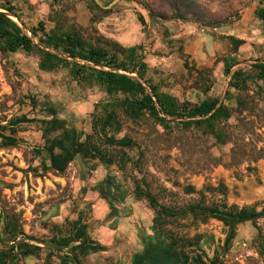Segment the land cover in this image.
I'll list each match as a JSON object with an SVG mask.
<instances>
[{
  "label": "rangeland",
  "instance_id": "obj_1",
  "mask_svg": "<svg viewBox=\"0 0 264 264\" xmlns=\"http://www.w3.org/2000/svg\"><path fill=\"white\" fill-rule=\"evenodd\" d=\"M194 2L178 19L169 0H0L33 36L0 50V264H264V0ZM90 48L116 67L58 55ZM138 63L147 87L115 72ZM100 72L139 82L165 122L129 117L140 89L108 93ZM64 131L86 156L59 172Z\"/></svg>",
  "mask_w": 264,
  "mask_h": 264
},
{
  "label": "trees",
  "instance_id": "obj_2",
  "mask_svg": "<svg viewBox=\"0 0 264 264\" xmlns=\"http://www.w3.org/2000/svg\"><path fill=\"white\" fill-rule=\"evenodd\" d=\"M170 6L172 9L177 13L178 19H186L188 16L193 15L189 13L188 11H192L193 7H197L194 0H169ZM12 12V10H8ZM13 13V12H12ZM5 23V26L2 24ZM7 23V24H6ZM0 28H13L11 31L0 29V41L2 42V46L0 50H7V51H16L19 48L23 49H29L32 45L31 41L28 39L26 35L23 34L21 28L14 22L10 21L8 18H6L3 14L0 13ZM33 34L36 36L37 34L33 31ZM43 41V40H42ZM42 44L46 47H52L53 46V40L47 38V41H43ZM72 57H75L78 55V58L87 60L90 62H93L94 64L100 65V64H106L105 66L109 67H116L115 63L111 57H109L104 50L98 49V48H90L86 54H79L75 52H69ZM60 59L54 56H51V59ZM62 61V60H61ZM65 63H68L64 61ZM146 67L145 63H138V67L135 68V70L130 71L132 73L138 72L139 75L142 77L144 76V69ZM258 68L262 69V71L259 73V78L264 79V65L259 64L257 66ZM138 69V70H137ZM230 66H226L225 72L229 73ZM104 79L105 81H102L107 84V92L113 93L118 88L116 86L122 85L124 89L127 91H132L134 88H139L143 97L141 100H134L131 102H125V105H122L124 108H126V114L129 117L136 118L139 116L142 112H147L150 115H153L155 117L159 118V113L156 110L155 104L151 96L146 92L145 88L138 82H134L133 80H130L129 78H126L124 76H117L115 74L110 73H99V79ZM161 104L162 111L166 114H169L168 109L166 108L165 104L161 99L158 100ZM216 108V103L214 104H204L203 106L195 109L192 111L193 115L197 116H206L211 114ZM223 105H221L212 115L209 116V119L217 117L220 111H222ZM161 122H165V120L159 118ZM46 124H49V128H47V132L54 133L60 129L61 122L59 120L54 121H46L44 122ZM110 126V125H109ZM115 129L117 131L120 130L119 126H115ZM78 132H69L64 131L62 132V135L59 137H56L51 140L49 145L47 146V150L51 155V165L53 169L63 172L67 165L72 162L77 156L84 157L86 154L83 153L84 143L81 139H79ZM92 137V136H87ZM110 142H113L110 140ZM125 142V141H124ZM128 143L125 142V145L122 143V146H126ZM121 145V144H120ZM93 151V150H91ZM96 151V150H95ZM98 153V151L95 152ZM233 228V227H231ZM230 238L234 237V233L231 230L229 234ZM91 250L93 248H90ZM32 253V252H29ZM28 253V254H29ZM7 256L5 257L4 261H6ZM11 260V259H10ZM2 262V264L4 263Z\"/></svg>",
  "mask_w": 264,
  "mask_h": 264
},
{
  "label": "bare ground",
  "instance_id": "obj_3",
  "mask_svg": "<svg viewBox=\"0 0 264 264\" xmlns=\"http://www.w3.org/2000/svg\"><path fill=\"white\" fill-rule=\"evenodd\" d=\"M0 13L6 15L9 19H11V20H12L13 22H15L16 24L21 25V26L24 28V31H25L29 36H31V39L33 38L32 34H31V33L25 28L24 24H23L18 18H16L15 16H13L12 13H9V12H7V11H5V10H2V9H0ZM26 33H25V34H26ZM58 55H60V56H62V57H64V58H67V59H69V60H72V61H74V62H79V63H84V62H86L85 60L80 59V58H76V57H72V56H66V55H63V54H58ZM88 64L91 65V66H95L96 68L101 69V70H108V68L103 67V66L95 65V64H93V63H88ZM117 72H118L119 74L126 75V76H128V77H132V78H135V79H138L139 81H141L135 73L127 72V71H116V73H117ZM141 82H142V81H141Z\"/></svg>",
  "mask_w": 264,
  "mask_h": 264
},
{
  "label": "water",
  "instance_id": "obj_4",
  "mask_svg": "<svg viewBox=\"0 0 264 264\" xmlns=\"http://www.w3.org/2000/svg\"><path fill=\"white\" fill-rule=\"evenodd\" d=\"M8 12V11H7ZM10 13V12H9ZM2 14V13H1ZM4 15V14H3ZM13 15V14H12ZM6 16V15H5ZM13 16H15V15H13ZM7 17V16H6ZM16 17V16H15ZM17 18V17H16ZM19 27H21L23 30H24V28L21 26V25H18ZM26 33V32H25ZM27 34V33H26ZM30 38V37H29ZM109 70V69H108ZM116 72V71H115ZM137 75V74H136ZM138 76V75H137ZM139 78V77H138ZM140 79V78H139ZM143 83V82H142ZM144 84V83H143ZM145 85V84H144ZM146 86V85H145ZM147 87V86H146ZM156 106H157V108H158V104H156ZM221 106V104L219 105V106H217L216 108H215V110L214 111H216L219 107ZM214 111L211 113V114H209L207 117H209L210 115H212L213 113H214ZM264 213V212H263ZM258 216H255V217H241V216H239V215H236V216H232V217H230L229 218V220H228V222L225 224L226 226H230V224L231 223H233L234 221H250V220H252L253 218H257ZM48 245V244H47Z\"/></svg>",
  "mask_w": 264,
  "mask_h": 264
},
{
  "label": "flooded vegetation",
  "instance_id": "obj_5",
  "mask_svg": "<svg viewBox=\"0 0 264 264\" xmlns=\"http://www.w3.org/2000/svg\"><path fill=\"white\" fill-rule=\"evenodd\" d=\"M69 262V264H79V262L76 259L73 258H65Z\"/></svg>",
  "mask_w": 264,
  "mask_h": 264
},
{
  "label": "crops",
  "instance_id": "obj_6",
  "mask_svg": "<svg viewBox=\"0 0 264 264\" xmlns=\"http://www.w3.org/2000/svg\"><path fill=\"white\" fill-rule=\"evenodd\" d=\"M175 22H176V21L169 22L168 25H170L171 28H177V27H178V24H177V23L175 24Z\"/></svg>",
  "mask_w": 264,
  "mask_h": 264
}]
</instances>
